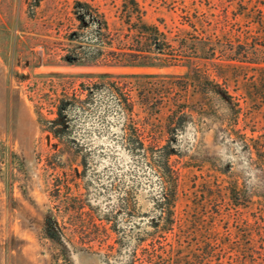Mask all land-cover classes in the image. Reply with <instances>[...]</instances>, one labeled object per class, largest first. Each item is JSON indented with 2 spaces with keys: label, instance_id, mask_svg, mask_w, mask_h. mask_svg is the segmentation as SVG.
I'll return each mask as SVG.
<instances>
[{
  "label": "rangeland",
  "instance_id": "obj_1",
  "mask_svg": "<svg viewBox=\"0 0 264 264\" xmlns=\"http://www.w3.org/2000/svg\"><path fill=\"white\" fill-rule=\"evenodd\" d=\"M74 1L0 0V264H128L136 238L152 230L159 215L160 180L149 163L123 152L117 137L122 119L114 105L107 119L103 107L97 113L76 111L70 139L55 137L38 121L36 110L51 90V79L72 75L80 81L99 73H151L163 81V106L154 124L163 129V144L176 150L171 156L179 172L174 215L184 219L182 231L178 226L163 231V242L174 248L180 242L178 253L185 256L190 246L199 248L195 242L200 233L213 230V224L219 232L218 249L235 252L236 247L251 246L254 264H264V238L243 241L235 233L238 218L264 215V152L249 147L251 130L264 132V107L253 105L236 117L227 103L210 100L192 86L184 94L182 77L192 66L211 68L202 58L188 64L131 67L60 60L48 47L59 40V22L72 16ZM145 5L148 20L163 32L177 38L183 30L196 41L221 33L217 19L229 0H146ZM236 5L238 0L230 10ZM160 92L154 91L151 103ZM177 105L185 112L175 116ZM140 106L136 111L144 115ZM125 190L130 192V213L122 206ZM80 199L84 211L92 209L98 218L117 210L116 254L106 255L97 243L92 248L80 243L71 225ZM236 200L242 204L236 206ZM56 222L66 225L58 240L46 232L48 224ZM227 229L233 234L225 239Z\"/></svg>",
  "mask_w": 264,
  "mask_h": 264
},
{
  "label": "trees",
  "instance_id": "obj_2",
  "mask_svg": "<svg viewBox=\"0 0 264 264\" xmlns=\"http://www.w3.org/2000/svg\"><path fill=\"white\" fill-rule=\"evenodd\" d=\"M145 2L105 0L101 4L94 0H75L72 16L59 22V40L48 49L70 64L84 62L116 67L179 65L202 58L209 61L211 68L192 66L182 77L180 90L184 94L192 86L210 100L227 103L236 117L253 105L264 107V0H238L235 10H230L234 0H229V6L223 8L217 19L222 25L221 33L205 34L196 41L186 37L183 30L177 38L163 32L158 24L148 20ZM182 8L189 13L185 6ZM155 76L160 75L99 73L79 81L72 75H58L50 80L51 90L38 104V121L55 137L70 139L74 137L72 118L76 111L97 113L103 107L104 119L112 113V105L119 111L122 127L117 137L122 142L123 152L134 160L143 159L149 163L161 184L157 200L159 215L152 230L136 238V248L128 264L256 263L251 255L254 249L249 252L251 246L236 247L235 252L218 249L216 236L219 232L213 224V230L200 233V239L195 242L199 248L195 250L190 246L185 256L178 253L182 247L180 239L175 248L172 243L163 242V231L173 232L175 226L182 231L184 219L174 215L179 172L171 156L176 150L171 144H163V129L154 124V115L163 106V81L154 80ZM144 78L150 81H140ZM157 89L162 92L154 104L150 99ZM107 97L115 103H109ZM139 103L144 115L136 111ZM179 112L184 113L185 109L177 105L172 114L176 116ZM256 131V128L251 130L252 146L249 147L261 153L264 152V132L254 134ZM123 193L122 206L130 213V192ZM80 201L74 204L76 220L71 224L80 243L90 248L97 243L100 249L106 250V255L116 254L120 251L118 237L114 235L117 210H110L106 217L98 218L94 210L84 211ZM234 204L242 203L236 200ZM236 225L235 233L243 241L255 236L264 238V215L252 220L238 218ZM65 229V224L56 222L48 224L46 232L50 238L58 240L64 236ZM232 234L227 229L225 239Z\"/></svg>",
  "mask_w": 264,
  "mask_h": 264
}]
</instances>
